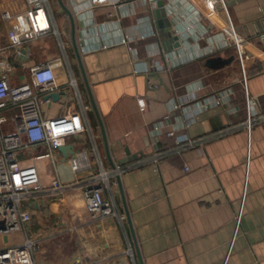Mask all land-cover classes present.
Masks as SVG:
<instances>
[{
  "label": "crops",
  "instance_id": "0c3cea01",
  "mask_svg": "<svg viewBox=\"0 0 264 264\" xmlns=\"http://www.w3.org/2000/svg\"><path fill=\"white\" fill-rule=\"evenodd\" d=\"M207 1L165 0L168 10L157 18L156 7L144 0L104 5L49 0L50 30L21 44L28 26L25 1L0 0V62L10 64L9 84L29 82L32 66L59 59L55 76L64 95L44 101L41 116L80 113V102L89 107L82 117L86 131L63 144L88 154L96 146L106 168L140 162L119 177L113 191L123 220H92L82 195L86 174L74 176L68 166L72 155L63 161L57 149V171L67 189L30 197L24 203L30 223L24 232L0 238V247L25 236L35 240L36 264H264V123L249 133L241 126L246 118L241 72L223 32L229 19L245 39L251 57L247 90L264 114V31L256 24L264 19V0H214L212 11ZM190 5L202 13L198 25L190 19ZM3 12L11 19L3 20ZM187 24L194 25L193 32L183 42L177 30L184 33ZM200 30L207 31L203 40L195 38ZM121 39L126 44H117ZM102 45L107 47L99 49ZM91 48L98 49L87 51ZM15 49L24 55L16 57ZM71 78L75 88L67 84ZM228 90L229 105L209 106L186 121L188 110ZM173 104L179 108L172 111ZM13 112L1 114L0 134L14 130ZM170 130L174 138L166 137ZM219 130L227 133L175 151L178 139ZM154 151L167 156L148 162ZM42 167L48 185L55 169L49 163Z\"/></svg>",
  "mask_w": 264,
  "mask_h": 264
},
{
  "label": "built area",
  "instance_id": "2783aa9c",
  "mask_svg": "<svg viewBox=\"0 0 264 264\" xmlns=\"http://www.w3.org/2000/svg\"><path fill=\"white\" fill-rule=\"evenodd\" d=\"M27 6L25 18L28 26L24 30L22 43L30 42L41 37L48 27V17L51 15L49 0H24ZM74 2L96 3L104 5L106 0H73ZM156 7L160 0H144ZM165 1V0H163ZM168 5L172 3L180 4L184 0H166ZM214 0H208L206 6L211 11L214 9ZM165 11L168 6L163 5ZM224 10L225 7L223 6ZM191 10L190 19L199 24L202 20V13L193 5L188 6ZM211 14V13H210ZM208 14V15H210ZM208 15H206L208 17ZM3 20L11 19L8 12L1 15ZM193 24H187L184 33L177 30L179 38L185 41L187 36L193 32ZM225 38L235 49L236 59L239 64L241 76L238 83L242 85L246 118L241 126L249 133L251 128L260 123H264V114L257 112L258 100L249 95L247 90V62L250 55L245 51V39L238 33L229 19L223 28ZM195 38L203 40L207 36V31L200 30ZM184 34V35H183ZM263 38V35L260 36ZM114 44V43H113ZM112 44V45H113ZM117 44H126V40L121 39ZM102 45L99 49H105ZM98 48H91L87 51H95ZM208 52H212L209 48ZM14 54L20 58L24 55L23 50L15 49ZM178 60L180 55L176 56ZM175 58H168L172 61ZM62 65L59 59H50L46 62L32 66L29 69V82L19 86H11L8 80L10 64L6 61L0 62V124L5 122L1 114L5 111H14L12 122L14 130L12 132L0 134V238L24 232L27 224L31 221V215L24 208V203L34 194L53 193L62 195L67 189L59 178L55 154L57 148L63 146L67 138L85 132L82 117L89 107L80 102V113H70L56 118H43L40 113L41 104L48 100L46 96L60 92L62 86L57 82L55 70ZM68 86L75 88L76 81L71 78L67 82ZM231 90L221 92L207 98V100L194 110H188L193 119L196 113L208 109L209 106H225L231 101ZM78 96V95H77ZM78 100H80L78 98ZM140 111H144L145 104L142 100L137 101ZM172 111L179 108V105H172ZM191 113V115H190ZM170 114L163 117L168 121ZM157 129V126L155 127ZM227 133V130H219L212 134L197 138L195 140H176V152L185 151L188 148L202 144L203 141L219 138ZM166 137H175V132L170 130ZM166 155L165 152L154 151L153 156L148 160L153 164L159 163ZM49 163L55 169V176L50 183L44 184L41 179L43 171L42 164ZM140 163V162H139ZM139 163L132 165H113L110 168L103 166L98 156L96 146H93L91 154L79 150L69 158L68 166L72 174H86V185L82 188V195L85 208L92 220L115 216L123 220L116 208L114 199V188L117 180L123 174L133 170ZM145 163V162H142ZM96 166V167H94ZM105 195L107 197H105ZM238 215V219H239ZM38 250V242L25 236V239L16 244H5L0 247V264H36L35 253Z\"/></svg>",
  "mask_w": 264,
  "mask_h": 264
},
{
  "label": "water",
  "instance_id": "95a60500",
  "mask_svg": "<svg viewBox=\"0 0 264 264\" xmlns=\"http://www.w3.org/2000/svg\"><path fill=\"white\" fill-rule=\"evenodd\" d=\"M163 5H164V1L163 0H160L156 4V8L154 10V13H155V16L157 18H159L161 16V14H166V11L163 8ZM256 24L258 25V28H259L258 30L260 32L264 31V19L256 22ZM23 53H24V51H23ZM62 95H64V92L52 93V94L46 96L45 99H51L53 101H57L60 98V96H62ZM93 109L96 112V115H97V118H98V121H99V124H100V128H101V131L103 133L102 123H101V120H100V118L98 116V113H97V110H96V107L94 106V104H93ZM57 149L62 154L63 161L66 160V158L69 155H73V153H74V148H73L72 145H63V146L58 147Z\"/></svg>",
  "mask_w": 264,
  "mask_h": 264
},
{
  "label": "rangeland",
  "instance_id": "374dc122",
  "mask_svg": "<svg viewBox=\"0 0 264 264\" xmlns=\"http://www.w3.org/2000/svg\"><path fill=\"white\" fill-rule=\"evenodd\" d=\"M20 239H21V238H19V240H20ZM20 241H21V240H20ZM20 241H19V242H20Z\"/></svg>",
  "mask_w": 264,
  "mask_h": 264
}]
</instances>
